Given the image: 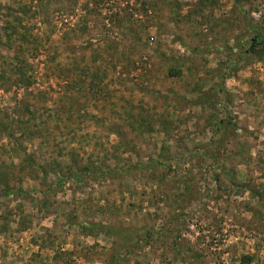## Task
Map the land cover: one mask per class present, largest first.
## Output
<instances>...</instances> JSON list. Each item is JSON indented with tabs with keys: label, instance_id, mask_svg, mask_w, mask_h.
<instances>
[{
	"label": "rangeland",
	"instance_id": "rangeland-1",
	"mask_svg": "<svg viewBox=\"0 0 264 264\" xmlns=\"http://www.w3.org/2000/svg\"><path fill=\"white\" fill-rule=\"evenodd\" d=\"M0 264H264V0H0Z\"/></svg>",
	"mask_w": 264,
	"mask_h": 264
}]
</instances>
